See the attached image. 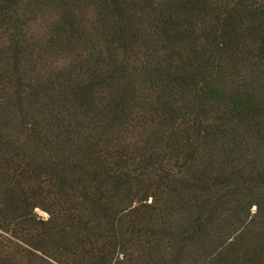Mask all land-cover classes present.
<instances>
[{
  "label": "trees",
  "instance_id": "1",
  "mask_svg": "<svg viewBox=\"0 0 264 264\" xmlns=\"http://www.w3.org/2000/svg\"><path fill=\"white\" fill-rule=\"evenodd\" d=\"M0 264H264V0H0Z\"/></svg>",
  "mask_w": 264,
  "mask_h": 264
},
{
  "label": "rangeland",
  "instance_id": "2",
  "mask_svg": "<svg viewBox=\"0 0 264 264\" xmlns=\"http://www.w3.org/2000/svg\"><path fill=\"white\" fill-rule=\"evenodd\" d=\"M40 215H42L43 217H45V215L42 212H39Z\"/></svg>",
  "mask_w": 264,
  "mask_h": 264
}]
</instances>
